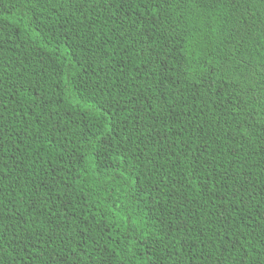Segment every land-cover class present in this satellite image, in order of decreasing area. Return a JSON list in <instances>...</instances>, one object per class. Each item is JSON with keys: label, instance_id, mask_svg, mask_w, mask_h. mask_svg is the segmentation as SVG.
<instances>
[{"label": "trees", "instance_id": "16d2710c", "mask_svg": "<svg viewBox=\"0 0 264 264\" xmlns=\"http://www.w3.org/2000/svg\"><path fill=\"white\" fill-rule=\"evenodd\" d=\"M0 264H264V0H0Z\"/></svg>", "mask_w": 264, "mask_h": 264}]
</instances>
